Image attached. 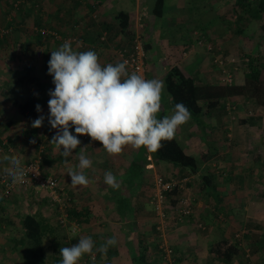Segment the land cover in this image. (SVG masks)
<instances>
[{
	"label": "rangeland",
	"instance_id": "374dc122",
	"mask_svg": "<svg viewBox=\"0 0 264 264\" xmlns=\"http://www.w3.org/2000/svg\"><path fill=\"white\" fill-rule=\"evenodd\" d=\"M171 1L172 5L169 3ZM221 1L222 4L219 5V9L210 7L214 4L218 5V2L221 3ZM126 2L127 6L122 7L126 8L125 10H128L129 2ZM234 2L235 0H167L168 11L175 10L177 7L186 12L184 16L186 22H171L166 19V17L162 21L156 19L158 21L156 25L158 26L161 41H168L170 40L169 38H172L173 40V37L174 40H176L178 33L180 36H186L188 34L189 38H179L178 43L182 41L184 43L193 42L194 46L203 48L205 45V48L208 46L212 48L214 45L218 44L217 40H220L222 43L220 51L223 53V56L236 55L238 57L236 58L237 63L234 67L230 66L227 62V66H217L213 63L217 69H219V67L224 68L227 71V74L221 75L219 72L220 77L210 83L212 85L230 86L235 83L241 84L245 74L249 71L248 65L251 60L255 61V65L262 70V74H264V14H262L260 19H253L248 14L242 13L239 7L235 6ZM256 2V0H249V3L251 4L249 7ZM93 3L94 0H0V107L3 108L0 109V125H2L0 126V136L2 137V142L4 144H13L10 145L12 146L9 148L10 151L14 149L13 146L18 147L23 144L32 146L30 148L23 146L26 149L23 154L21 156L18 155L17 158L24 162L25 160H31L36 155H40L41 162L45 167V169L42 167L44 175H52L57 178L58 181L56 199H53L48 193V195H46L45 192L38 188H32L25 191L18 189L12 195L11 199L8 198L7 201H4V199L0 200V208L2 207L0 213L3 212L4 214L2 217L7 219L11 218L10 220H14L15 222L21 220V216L27 213L41 214L53 226L58 243L64 247H70L78 243L81 236L91 237L95 242V255H84L79 261V264H130L126 258L128 252L122 244L123 233L119 224L120 222L118 223V220H113L114 218L120 219V217L117 215L116 211L111 209V205H105V202L102 199L103 195L106 193L111 194L113 190H109L111 188L110 186H105L107 189L103 190V183H96V180H99V178L104 176V171H109L108 167L101 166L102 153L99 152L100 142L86 141V144L88 145L85 143L80 144L76 149L77 153H75L79 154L80 149L85 148V155L91 160L92 164L90 168L83 170L84 174L89 179V184L87 186L74 187L71 185V177L67 173L69 169L80 171L78 168V155L72 154L67 157L68 161H63L65 157L60 154V150H57L55 146L50 143L54 134L47 136L46 142H44L43 136H40L38 145L32 143L31 141L35 139L29 131L31 128V122L26 124L24 121H21L20 114L14 104V101L17 104H21L31 95H37L39 97H43L44 95L49 96V90H54L55 86L52 82L53 78L45 71V66L41 60L44 51L49 52L46 59L50 60L51 52L58 50L60 44H63V39L66 38H68V40L71 39V45L74 50L87 51L93 49L90 48L95 44L92 46L89 40H84V37H89L91 31L99 28L98 26L101 22L100 19H102L104 12L102 8H98L94 14L93 12H90L89 6H92ZM124 3L125 2L123 1L122 4ZM11 4H18L22 8L20 7L18 11H15L13 7L11 8ZM28 7L32 8L28 13H25L24 9L27 10ZM39 8L40 10H38ZM61 9L69 10V12L60 24L53 21L54 17L52 18V15ZM203 10H209L212 13L219 11L216 15L223 16V19L216 18V16H213L211 13L205 16ZM194 13H198L197 16H195ZM93 15H95V17H93ZM39 18H42L45 23H49L50 28L55 27L59 33L54 37L52 42L48 41L46 43V47L42 48L40 53L33 33L37 27L35 22L39 20ZM176 18L177 15L173 12L172 20ZM75 20L78 23H75ZM188 28H198L200 32H205L208 35L206 41L204 42L200 37L198 38V41L196 39H191L192 30L189 31ZM239 31L240 33H238ZM141 36L142 34L135 36L136 40L133 42V47L135 48L136 44L142 46L141 51L143 53L145 66L143 76L146 78L149 68H152L151 66H148L150 63L149 56L155 52V47H157V45L156 41H153L154 45H152V51H149L151 50L150 47L145 45L146 41L143 40ZM103 38L102 42H105L106 45L103 49L108 48L107 52L112 50L111 41L115 40L114 42L116 44L120 42V40L108 36V33H103ZM59 41L60 43L57 44ZM130 44L131 42H129L128 45ZM145 46H147V50H145ZM166 47L168 48L170 46L167 45ZM128 48V46H125L120 50L127 51ZM158 48L160 49V47ZM99 51L101 53L104 50L99 49ZM117 51L118 50L113 49V56L119 55ZM26 52L30 56L28 55L27 57ZM174 56L182 57V54L175 52ZM28 58L34 60H30L32 69L30 74L27 75L28 77L26 79L28 81H25L24 83L17 82L14 84V80H17V77L26 74L25 60H28ZM198 58V55H193L189 59L197 60ZM243 59H246V61ZM113 64H115V62ZM165 67L167 69L170 68L171 65L168 64V67L167 65ZM151 72L154 74L152 78L162 80L165 77L160 78L164 72L159 69L158 73L155 74L154 67ZM229 73L232 75V80L227 83ZM192 79L194 80V78ZM165 94L166 91L164 89L163 97ZM209 101L201 103L204 112L210 111L212 116L218 115L210 120L211 125L215 122L212 131L213 134L208 135V139L211 143L220 142L219 144L225 148H231L233 146L237 147L240 145L244 154L247 150L251 151L249 155L252 153L257 154V152L262 154V152H264V131H262L264 130V108L257 104L253 99L245 96ZM1 102L3 103L1 104ZM219 102L222 103L218 105ZM191 119L188 121L189 125L195 127L194 130L198 132L199 128L196 129L197 126ZM196 119H199L200 122L204 123L208 122L206 120H208L209 117H206L203 113ZM230 125H233V128L241 130L240 133L228 137L226 135L225 127ZM243 127H247L250 130L246 132V130L242 129ZM184 131H186V129H184ZM24 135L29 136L30 140ZM74 135H76V133ZM78 139L82 140L80 136H78ZM193 139L195 140V138ZM198 142H200V139H198ZM35 145H37V149L34 147ZM248 162L251 161L248 159ZM256 166L259 168L260 163L255 164V168H257ZM261 167L264 169V165ZM47 171L50 173H45ZM111 172L113 173V171ZM91 174H93L92 178ZM153 176V174L147 175L145 179L146 182L149 181L145 185H149V188L146 189V193L150 195L153 192V179L159 175H155L154 178ZM116 193L118 194V192ZM14 197L17 198L16 202L14 201L16 198ZM151 200L150 197H147V201L146 198L145 200H142L140 196H138L135 201H133L134 206H136L135 214H132L133 217H129L127 223L132 225V227H135L136 237L142 236L147 240L151 247V253L156 251V247H158V249L162 247L159 254L160 257H162L164 252L163 257L166 259V264H174V262L175 264H191V261L189 260L185 262V259L187 258L185 255H181L178 251L176 252L173 250L174 255L172 252L170 255H166L165 253V250H172L173 247L170 240H172V235L175 236L173 233L168 234L170 231L167 232V224H170V219L168 220L169 217H167V215H170L172 210H174V212L177 211L176 209L169 210V205H171L174 197L167 196V203L165 205L166 218L164 219L162 226L159 225V227H161L160 231L157 229V220L155 218L153 202ZM142 202H144L145 205L142 206ZM260 202L261 201H255L254 206L258 207L264 204ZM5 203L9 204L6 206L9 211H6L5 209L3 210V207L6 205ZM90 206L91 210L89 209ZM83 207L89 209L92 213L88 215V224L78 225L77 222L72 220L68 215V209L73 210L74 208L79 209ZM180 211L182 212V210ZM18 214L21 215L20 218ZM175 220H177V218L174 219V221ZM5 222L6 220H1L0 223L5 224L3 225L5 226V229L0 232V244L3 246V248L0 249V264H12V262L9 261V258L13 259L14 257L15 259H13V261L15 262H19V258H16L14 253L9 250V247L12 248L13 244L6 238L14 236L17 229L16 231H13ZM197 224L198 223L195 224L197 226L196 230H200L203 224ZM260 224H264V222H261ZM259 232L264 236V226L261 227ZM200 233L203 234L204 231L200 230ZM112 237L116 238L118 243L116 246H109L107 252L109 250L111 254L117 252L119 254L111 259H108L106 253H101L98 257L97 254L99 253L97 252L99 251H96V249ZM44 244L46 264H53L52 257L56 255V249L51 247L48 239L44 240ZM250 253L252 255V249H250ZM23 263L24 262H21V264Z\"/></svg>",
	"mask_w": 264,
	"mask_h": 264
},
{
	"label": "crops",
	"instance_id": "0c3cea01",
	"mask_svg": "<svg viewBox=\"0 0 264 264\" xmlns=\"http://www.w3.org/2000/svg\"><path fill=\"white\" fill-rule=\"evenodd\" d=\"M123 1L125 2L124 4H122ZM126 1L129 2L128 10H125L126 8L122 7L127 6ZM146 2L147 0H107L100 7L104 11L100 21H107L109 24H113L115 23V16L119 11L128 13L130 29H132L135 36L142 34V39L146 41L145 45L151 49L149 51H152V45H154L153 41H156L157 47H155V52L149 56L150 63L148 66H151L152 68L154 67L155 74L158 73V69L162 70L164 74L160 78L165 76L166 70L177 66L184 74L194 78L196 85L205 84L206 82L212 83L217 80L220 77V71L214 66L213 59H215L217 54H223L220 51L222 47L221 41L217 40L218 44L214 46L212 45L213 49L205 48V45L203 48L194 46L193 42V44L184 43L183 41L178 43L179 38H189L188 34L186 36H180L178 33L176 40H174L173 37V40L172 38H169L170 40L168 41H161L158 26L156 25L158 21L156 19L162 21L166 17V19L171 22L183 23L186 22L184 19L186 12L177 7L175 10L168 11V5L166 3L165 15L161 18H154L149 15ZM169 3L172 5V1ZM220 4H222V1L221 3L218 2V5L214 4L210 7L219 9ZM209 10H203L205 16L211 13L213 16H216V18L223 19V16L216 15L219 11L212 13ZM173 12L177 15V18L172 20ZM197 14L194 13L195 16H197ZM188 29L189 31L192 30L191 39H196L198 41V38L200 37L204 42L206 41L208 35L205 32H200L198 28ZM167 45L170 47L167 48ZM158 47H160V49ZM111 48L112 50L110 52H107L108 48H102L104 51L98 54L100 62L104 65L114 62L116 63L117 61L114 59L115 56H113L114 47L111 46ZM175 52L179 54L181 53L182 57H175ZM193 55H198L199 58L197 60H190L189 58ZM229 56L238 58L236 55ZM30 60L31 59L29 58L28 60H25L26 64L30 63ZM168 64H170L171 67L166 69L165 66L167 65L168 67ZM30 66L32 67L31 64ZM152 68H149V72L147 71L148 74L146 79H153L152 77L154 74L151 72ZM49 99L50 96L48 95L39 97V105L41 106L42 111H40L37 118L43 115L45 119L41 127L33 128L31 126L29 130L34 136L37 145L39 144L38 141L40 140V136H43L44 142H46L47 136L50 134L55 135L58 131L57 129H52L48 122ZM26 100L27 98L21 104ZM2 103L3 102H1V104ZM220 103L222 102H219L218 105ZM171 106L172 104L170 103L169 98L164 97L162 100L161 112H164L165 115H171L173 110ZM0 109L3 108L0 107ZM203 113L206 117H209V119L206 120L208 122L203 121L204 123L200 122L198 124L191 119L197 126L196 129L199 128L198 132L194 130L195 127H191L187 122L180 126L175 134L178 143L185 153L196 159L197 169L193 172L181 170L171 164H165V162H155L152 160L150 154H147V163L145 165L143 164V168L140 171L136 168V170H133L131 169V162L134 159L137 160L143 147L135 149L131 146H127L121 154L109 155L102 148L103 146L100 143V151H98L102 153L101 166H106L109 168V171H113V174L119 183L117 189L111 187L109 190H113V192L111 194L106 193L102 196V199L104 200L105 205H111V209L116 211L118 216H126V219H113L115 221L118 220L121 229H123L122 225H126L127 220L129 221V217H133L132 214H135L136 206H134L133 201H135L138 196H140L142 200H145L146 198V201L147 197L151 198V195L146 193V189L149 188V185H145L149 182L145 181L147 175H161L170 179L175 178V180L177 177V180L182 182V187L172 195L174 200H172L171 205H169V210L176 209L177 211L174 212V210H172L171 214L167 215V217H169L168 220L170 219V224H167V232L170 231L168 234H175V236L172 235V240H170L173 247L172 250H175L176 252L178 251L181 255H185L187 258L185 259V262L189 260L191 261V264H223L218 260H213V254L209 253V250L216 245L224 244V246H226L228 243L230 245H236L239 248V253L233 258L231 264H264V236L259 232L261 227L264 226V224H260L261 222H264V207H262L264 204L258 207L254 206L255 201H261L260 203H264V171H262L264 169L261 167L264 165V152L260 151L262 154L257 152V154L252 153L249 155L251 151L247 150L245 155L242 152L243 149H241L240 145L237 147L233 146L231 148H225L219 144L220 142L211 143L208 139V135L213 134L212 131L215 122L211 125L210 120L218 115L212 116L210 111L204 112V110ZM20 117L21 121H24L26 124L31 122V125L32 122L37 119L25 121L21 115ZM233 127V125L225 127L226 135L228 137L240 133L241 130ZM184 129H186V131H184ZM242 129L246 130V132L250 130L247 127H243ZM70 131L73 135L75 134L74 127L70 128ZM25 137L30 140L29 136ZM193 138H195V140ZM198 139H200V142H198ZM80 141L81 144H86V140ZM10 145L13 144H4L2 142V137L0 136V176L7 173L5 169L11 166L9 161L4 159L5 156H21L26 149L25 147H32L23 144L18 147L13 146L14 149L10 151L9 148L12 147ZM37 145L34 147L36 148ZM143 149L144 152L147 151L146 148ZM75 152L77 153L76 149L72 154L78 155ZM248 159L251 162H248ZM27 161L25 160L24 162ZM24 162L21 161V163ZM140 163L142 165V162ZM258 163H260L259 168L257 166V168H255V164ZM43 169H45L44 166ZM45 173L50 172L47 171ZM92 176L93 174H91V178ZM130 177L132 178V183L127 187L129 183L127 180ZM96 183H103V190L107 189L105 186L108 185L104 182V176L99 178V180H96ZM114 191L118 192V194ZM127 196L132 198L131 208H129L131 213L128 211H118L115 199L117 200L120 197ZM14 201L16 202L17 198L14 199ZM141 205L143 206L145 203L142 202ZM4 209L9 211L7 207H4L3 210ZM85 209L87 210L86 214L90 215L92 213L90 212L91 206L89 207L90 210L87 208ZM180 210H182V212ZM176 218L177 220L174 221ZM88 223V219L82 222V224ZM196 223H198L197 225H200V223L203 224L200 229L201 231H204L203 234L200 233V230H196ZM250 249H252V255Z\"/></svg>",
	"mask_w": 264,
	"mask_h": 264
},
{
	"label": "clouds",
	"instance_id": "9594fccd",
	"mask_svg": "<svg viewBox=\"0 0 264 264\" xmlns=\"http://www.w3.org/2000/svg\"><path fill=\"white\" fill-rule=\"evenodd\" d=\"M127 64L125 60L102 65L96 51L74 50L69 41L51 52L48 74L55 87L49 90L48 122L58 131L50 143L63 157L72 155L81 144L78 136L83 135L100 142L109 155H119L127 146L155 152L191 119L183 103L175 104L171 115L158 118L162 110L163 81L146 79L137 72L129 74ZM36 110L42 111L41 106L36 105ZM44 119L41 115L31 126L41 127ZM72 127L76 135L70 131ZM4 159L11 165L5 171L12 182H23L21 161L15 156ZM78 159L80 171L69 169L67 174L72 186H87L89 179L83 170L90 168L92 162L86 157L85 148L80 149ZM104 182L112 188L119 187L111 171L105 172ZM117 243L116 238H109L96 251L106 253L109 246ZM94 248L91 237L81 236L78 243L60 248L59 264H79L84 255H95Z\"/></svg>",
	"mask_w": 264,
	"mask_h": 264
},
{
	"label": "trees",
	"instance_id": "16d2710c",
	"mask_svg": "<svg viewBox=\"0 0 264 264\" xmlns=\"http://www.w3.org/2000/svg\"><path fill=\"white\" fill-rule=\"evenodd\" d=\"M106 1L107 0H94L93 5L89 6V11L93 12L94 14L95 11H97L98 8L100 9V7ZM256 1L257 2L253 3V5L250 7L249 5L251 4L249 3V0H235L234 4L236 7H239L242 13L248 14L253 19H260L262 17V14H264V0ZM146 3L148 6V13L151 17L161 18L165 15L166 0H147ZM12 7L15 11H18L21 6H19L18 4H11V8ZM31 8L32 7H28L27 10L24 9L25 13H28ZM38 10H40V8ZM68 12L69 10H59L57 13L52 15V18L54 17L53 21L61 24ZM93 17H95V15H93ZM75 23L78 22L75 20ZM35 24L37 27L33 33L37 41L36 44H38V50L40 53V50L46 47V43L48 41L52 42L54 37L59 33L57 32V29L55 27L50 28L49 23H45L42 18H39V20H37ZM98 27V29H94L89 33V37H84V40H89L92 46L95 44L93 47L90 46V49L93 48L92 50L96 51L97 54H100L99 49L102 50V48L106 46L105 42H102L104 39L103 33H108V36H111V38L120 40V42H118L117 44L114 42V39V41H111L112 46L115 50H120L125 46L129 47V51L134 49L133 42H135L136 39L134 37V32L132 31V29H130L128 13L119 11L115 16V23L109 24L107 21H101ZM238 33H240V31ZM129 42H131L130 45H128ZM59 43L60 41L57 44ZM146 47L147 46H145V50H147ZM47 53L49 52H43L41 60L43 61V64L45 66V71L48 73L49 59H46V57L48 56ZM114 59H118L116 62H121L118 56H115ZM31 61L34 60L31 59ZM26 65V74H24V76L17 77V80H14V84L17 81H19V83L28 81L26 78L28 77L27 75L30 74L32 68L30 66V63ZM248 66L249 71L245 74L243 82L241 84L235 83L230 86L212 85L210 83L196 85L194 80L190 76L184 74L183 71H181L177 66H174L166 71L165 77L162 80L164 83V89L166 91L164 97L169 98L170 103L172 104V109L174 108L175 104L183 103L190 111L194 122L198 124L200 123V121L199 119L196 120V117L198 118V116H201L203 114V107L201 103H205L209 100H222L225 98H233L236 96H245L247 98L253 99L257 104L264 108V74H262V70H260L255 65L254 60H251ZM164 97H162V100L164 99ZM14 104L17 107L19 114L25 120L32 121L36 119L40 113L36 110V105H39V97L37 95L29 96L23 104H17L15 101ZM164 116H166L165 113L161 112L158 115V118H163ZM141 150L142 151L139 153L137 160L134 159L131 162V169L133 170L137 169L138 171H140L143 168V164L145 165L147 163V154H150L152 160L155 162H165L181 170L193 172L197 169L196 159L193 156L185 153V151L178 143L176 137L169 141H163L162 147L155 152H150L148 150L144 152L143 148ZM36 156H34V158ZM63 161H68V158L63 159ZM140 162H142V165ZM41 166L43 167L42 162ZM165 179L168 180L170 178ZM173 179L175 180V178ZM177 179L178 178L176 177V180ZM127 181L129 182L127 187H129V185L132 183V178H128ZM2 189L3 187L0 186V195L2 196H0V200L4 199V201H7L8 198L11 199L12 195L17 191L16 189L12 193H10V195L4 196L2 193ZM178 189L179 188H176L174 191L167 193V196L174 195V193L178 191ZM41 191L45 192V194L48 195L47 191ZM115 203L117 205L118 211H128L129 213H131L129 208H131L132 198H130L129 196L120 197L117 200L115 199ZM5 204L6 205L4 207L9 205L7 203ZM0 209H2V207ZM86 211L87 210L84 207L79 209L74 208L73 210L68 209V215L72 220L77 222V224H82L84 220L88 219L89 214H86ZM0 214V223L1 220H6L5 223L8 227H10L13 231H16L17 229V232L14 236L6 238L13 244V247H9V250L14 253L16 258H19V262L13 261V259H15L14 257L13 259L9 258V261L12 262V264H21V262H24L23 264H46L44 251L45 239H48L51 247L56 249V255L52 257L53 264H59V261L61 260L59 250L64 246H61L58 243L53 230V226L46 220L44 216H42L41 214L39 215L38 213H27L22 216L18 214L19 218L21 216V220L15 222L14 220H10L11 218L7 219L5 217H2V215L4 214L3 212H1ZM119 217L120 219H126V216L124 217V215L122 217ZM3 225L5 224H0V232L5 229V226ZM122 227V244L128 252L127 260L130 264H166V259L165 257H163V250L162 257H160L159 254L162 247H160L159 249L158 247H156V251L154 253H151V247L149 246L147 240H145L142 236L135 237V229L134 227H132V225L126 223V225L123 224ZM1 248H3V246L0 244V249ZM171 252L174 255L173 250H171ZM97 253H99L97 254L99 257L101 255V252ZM209 253L213 254V260H218L223 264H231L233 258L236 257L239 253V248L236 245L234 246L233 244L230 245L227 243L226 246H224L223 244L216 245L210 248ZM106 254L108 256V259H111L119 253L117 252L115 254H111L108 250Z\"/></svg>",
	"mask_w": 264,
	"mask_h": 264
},
{
	"label": "built area",
	"instance_id": "2783aa9c",
	"mask_svg": "<svg viewBox=\"0 0 264 264\" xmlns=\"http://www.w3.org/2000/svg\"><path fill=\"white\" fill-rule=\"evenodd\" d=\"M44 33V32H43ZM56 37V36H55ZM65 41L72 42L68 38L63 39ZM141 44V43H140ZM142 46L136 44L133 51L129 50H118V58L122 61H128L127 70L131 74L132 72H137L138 74H144L145 66L143 61ZM207 48L212 49L210 46ZM246 61V59H243ZM230 66H236L237 60L234 56H223V54H217L213 63L217 66H227V63ZM221 75H226L227 71L224 68L219 67ZM232 75L228 74L227 83L231 82ZM81 139L86 141H92L87 135L80 136ZM24 170V180L21 183H13L11 177L8 173L2 174L0 177V186L3 187L2 193L4 196L10 195L14 190H28L31 188H38L40 190H45L48 192L53 199L57 198L56 192L58 189V181L52 175H44L41 166V157L36 156L35 158L21 163ZM182 182L174 179H165L162 176H156L153 183V192L151 194V199L153 202V209L155 212V218L157 220V229L160 231L164 219L166 218L165 214V205L167 203V193L174 191L176 188H181ZM164 229V228H163ZM166 255H170L171 250H165Z\"/></svg>",
	"mask_w": 264,
	"mask_h": 264
}]
</instances>
